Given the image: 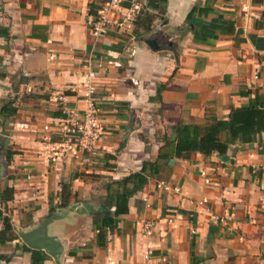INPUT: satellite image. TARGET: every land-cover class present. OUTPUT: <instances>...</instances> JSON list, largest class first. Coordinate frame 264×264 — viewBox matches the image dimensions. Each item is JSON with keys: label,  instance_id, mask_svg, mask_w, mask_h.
Wrapping results in <instances>:
<instances>
[{"label": "crops", "instance_id": "obj_1", "mask_svg": "<svg viewBox=\"0 0 264 264\" xmlns=\"http://www.w3.org/2000/svg\"><path fill=\"white\" fill-rule=\"evenodd\" d=\"M155 1L150 30L135 23L140 14L95 38L90 23L105 0H0V110L8 102L16 109L0 114V196L13 189L5 211L17 237L0 245V264H30L16 231L57 210L67 212L50 227L64 244L61 264H264V131L249 142L239 136L225 155L174 158L164 145L179 122L204 127L264 103V0ZM88 68L102 135L90 152L47 161L65 118L53 97L65 95L66 107L81 112ZM158 154L168 157L158 175L98 248L86 204ZM62 183L71 188L67 208H57ZM202 198L207 204L198 205Z\"/></svg>", "mask_w": 264, "mask_h": 264}, {"label": "trees", "instance_id": "obj_2", "mask_svg": "<svg viewBox=\"0 0 264 264\" xmlns=\"http://www.w3.org/2000/svg\"><path fill=\"white\" fill-rule=\"evenodd\" d=\"M166 0H160L165 3ZM155 0H149V6L155 10V14H159L158 5ZM93 5L90 7V13H93ZM98 7H96V11ZM196 7L189 13L187 20L196 11ZM150 12V9H149ZM156 15L143 13L139 16L136 24H141L143 29L150 30V23ZM95 19V18H94ZM140 26V25H139ZM16 109L12 107V103L8 102L3 105L1 116H12ZM174 138L166 139L164 145L172 148L171 157L188 158L190 155L200 153L203 156H211L216 153L225 155L228 145L242 136L244 142H249L256 134L264 131V103L254 102L245 107L232 109L227 120H217L212 118L210 124L200 127L197 125H188L182 122L173 126ZM225 133L227 139L221 141L220 135ZM12 153L7 152V156ZM170 157V156H169ZM158 154L155 161H148L142 164L139 171L130 173L129 175L119 179L110 180L103 186L105 196L98 200L97 205L86 204V213L92 218L95 230V242L98 248L107 246L108 232H112L117 228L121 218L128 213L129 199L141 191L150 177H156L159 173V161L167 159ZM71 188L69 183H62L60 190V203L57 208H67L71 204ZM13 199V189L6 188L1 193L0 204L4 208L0 210V220L3 228L0 231V245L10 242L17 238L13 236V227L11 218L6 215V203ZM77 202V200L75 201ZM54 210V209H52ZM31 254L30 264H43L49 258L43 251L25 248ZM1 258V257H0Z\"/></svg>", "mask_w": 264, "mask_h": 264}, {"label": "built area", "instance_id": "obj_3", "mask_svg": "<svg viewBox=\"0 0 264 264\" xmlns=\"http://www.w3.org/2000/svg\"><path fill=\"white\" fill-rule=\"evenodd\" d=\"M149 9V0H105L97 11L95 19L90 23L91 34L93 37L99 38L111 26H130L138 15L149 11ZM95 79L96 74L88 68L81 83L83 86L82 97L85 100V107L81 112H75L66 107L65 95L57 94L53 97V101L59 105V110L65 118L60 126L58 140L50 142L53 145L52 150L47 151V155H43L47 161L55 162L69 154L90 152L102 135V126L95 100ZM205 183H208L207 179ZM158 187L163 191L180 192L178 187H171L165 183L159 184ZM189 203L194 204V201L190 200ZM197 204L205 205L207 199L202 198L197 201ZM215 220L226 225L229 219L215 217ZM142 232L144 237L150 238L153 234V224L150 221L143 222ZM149 254L150 251L145 250L144 258L147 259Z\"/></svg>", "mask_w": 264, "mask_h": 264}, {"label": "water", "instance_id": "obj_4", "mask_svg": "<svg viewBox=\"0 0 264 264\" xmlns=\"http://www.w3.org/2000/svg\"><path fill=\"white\" fill-rule=\"evenodd\" d=\"M148 45L153 47L154 42L148 41ZM173 161L170 162L172 164ZM3 173L0 168V179ZM65 211H53L48 217L41 220L37 225L29 229H18L16 231L19 239L30 249L43 251L53 259L55 264H61L64 253V244L59 237L50 233L51 225L63 217Z\"/></svg>", "mask_w": 264, "mask_h": 264}]
</instances>
